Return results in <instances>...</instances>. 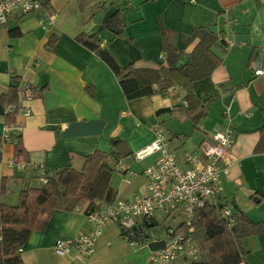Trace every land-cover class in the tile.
I'll return each mask as SVG.
<instances>
[{
  "label": "crops",
  "instance_id": "0c3cea01",
  "mask_svg": "<svg viewBox=\"0 0 264 264\" xmlns=\"http://www.w3.org/2000/svg\"><path fill=\"white\" fill-rule=\"evenodd\" d=\"M118 8L124 26L114 34L103 23ZM47 9L54 16L52 25L40 24L39 13L16 14L0 31V96L12 79L34 91L27 104L30 115L16 114L13 120L22 124L17 135L27 153L23 171L11 166L15 134H6L0 115V179L15 177L8 194L21 186H39V169L48 175L66 166L78 170L84 157L95 151L109 153L112 140L119 139L124 142L122 156L117 163L109 162L122 183L110 180L108 203L144 197L148 193L142 171L159 155L139 162L133 155L150 145L157 131L167 140L180 169L187 170L194 164L187 163L185 155L202 162L199 146L229 128L235 135L225 160L228 173L220 175L221 198L230 210L237 208L253 223L264 225V77L252 71L255 61L264 67V0H48ZM195 27L216 33L218 46L213 52L221 60L209 77L191 85L206 114L196 127L186 116L156 115L162 109L186 107L183 87L174 85L164 96L126 100L109 67L76 41L79 35H97L120 66L135 62L146 67L162 61V30L188 35ZM50 37L56 38L53 46L47 45ZM174 38L171 34V43ZM176 120L197 129L201 137L182 135ZM154 223L158 224L157 216ZM88 230L86 216L79 210L54 211L44 230L32 233L20 253L23 264H151L150 250L161 245L153 240L164 239L153 233L134 248L117 224H109L90 256L75 248L67 255L55 252L56 241L72 242ZM245 244L246 264H264V233L249 237ZM171 264L191 262L178 259Z\"/></svg>",
  "mask_w": 264,
  "mask_h": 264
},
{
  "label": "trees",
  "instance_id": "16d2710c",
  "mask_svg": "<svg viewBox=\"0 0 264 264\" xmlns=\"http://www.w3.org/2000/svg\"><path fill=\"white\" fill-rule=\"evenodd\" d=\"M47 1V0H46ZM45 6H48L46 2ZM124 26L123 13L118 8L104 23L103 28L118 34ZM175 37L171 43L169 38ZM160 63L152 66H136L135 62L120 66L113 55L101 46L97 35L86 37L79 35L76 41L92 51L102 60L116 77L119 87L126 100H135L156 95L164 96L178 85L186 91V107L180 105L170 110H159L156 115L168 112L171 116H186L193 126L206 116L203 107L198 104L191 91L192 83L207 78L218 67L221 60L214 54L218 46V36L209 27H195L188 35H180L161 31ZM56 43L50 37L48 46ZM193 44V49L186 54L185 50ZM179 65V66H178ZM89 90V86L86 87ZM18 83L12 79L6 93L0 96V115L7 126L13 124L17 109L8 112V107L16 105ZM263 130V129H262ZM14 164L27 167V153L22 146L20 135L15 134ZM124 142L113 139L109 153L95 151L83 158L80 169L71 166L61 168L52 174H43L46 182L39 186H21L17 192V203L4 201L8 186L15 177L0 179V264H23L18 249L26 246L32 233L42 231L54 211L73 212L78 209L82 214L90 213L96 206L110 201L109 186L114 167L110 161L117 163L122 156L120 152ZM259 148V146H258ZM0 151V162H1ZM21 170V171H23ZM37 170V169H34ZM38 172V171H37ZM40 179L41 174H38ZM226 202L220 198L207 202L203 208L194 212L191 221L193 238L198 243L202 257L191 264H246V240L257 234L264 233L262 223H253L237 208L230 210L231 215L225 217ZM233 220V224L230 221ZM186 227L180 225L177 231ZM152 230V233H150ZM155 230L162 227L155 223L144 222L138 230V239L143 242L152 237ZM126 238V234H123Z\"/></svg>",
  "mask_w": 264,
  "mask_h": 264
},
{
  "label": "built area",
  "instance_id": "2783aa9c",
  "mask_svg": "<svg viewBox=\"0 0 264 264\" xmlns=\"http://www.w3.org/2000/svg\"><path fill=\"white\" fill-rule=\"evenodd\" d=\"M48 0H0V31L5 29L10 17L19 14L39 13V23L52 25L54 16L49 14L45 6ZM254 76L264 77V67L257 61L252 64ZM34 91L27 84L18 85L16 105L8 107V112L17 113L22 117H28L30 110L27 104L33 99ZM6 134H20L22 124L14 122L6 126ZM234 132L229 128L212 136L211 142L202 143L198 150L203 158L185 155L187 163L194 164L192 168L182 170L178 166L174 154L168 149L167 140L161 132L155 133V140L144 149L136 152L133 159L136 162L158 153L155 162L143 169L142 175L146 180L147 195L135 197L132 200H115L108 204H99L96 209L85 214L89 230L82 233L72 242L58 240L54 250L59 255H67L71 248H75L80 254L90 256L94 251L96 239L103 229L109 224H117L126 234V240L132 247H139L142 242L138 239L139 227L144 223H154L157 215H165L173 220L179 219V226L186 229L177 231L176 228H164L163 240H153V244L160 245L150 250L148 260L151 264H171L182 259L188 262H196L201 259L198 243L193 238L191 221L194 212L203 208L207 202L220 199L223 189L220 184V175H226V155L230 151ZM6 138V139H5ZM4 140H7V136ZM118 164H120L118 162ZM17 171L24 169L25 165L18 163L11 165ZM40 170L39 181L45 183V173ZM124 174L131 175L126 169ZM126 184L129 179L124 180ZM78 210V209H77ZM230 209H225L224 216L229 217ZM233 224V220L230 221ZM178 226V227H179ZM144 242V241H143ZM21 253L22 249H18Z\"/></svg>",
  "mask_w": 264,
  "mask_h": 264
},
{
  "label": "rangeland",
  "instance_id": "374dc122",
  "mask_svg": "<svg viewBox=\"0 0 264 264\" xmlns=\"http://www.w3.org/2000/svg\"><path fill=\"white\" fill-rule=\"evenodd\" d=\"M182 122V120H176L175 121V124L176 126H179L182 130H184L183 132H181L182 135H189L193 138V136L196 137H201V133L198 132L197 129H192L191 128V125H187V123H185L187 126V131H186V128L184 125H180ZM164 127L163 128H166L167 127V123H163L162 124ZM149 146V145H148ZM229 153V152H228ZM227 153V154H228ZM113 165V164H112ZM111 179H113L117 184H121L122 183V176H120V174H118V171L114 170L112 172V177ZM110 179V180H111ZM11 190H14V189H11ZM17 190H14V193L11 194V193H7L6 197L4 198V201L7 202V203H10V204H15L17 203ZM227 209H230L229 206H226ZM180 220L179 219H175L173 220L171 217H166L165 215L161 214V215H157V222H158V225L159 226H170V227H173L175 226ZM155 234H157L158 236H161L163 237V233L161 231H158V230H155Z\"/></svg>",
  "mask_w": 264,
  "mask_h": 264
},
{
  "label": "water",
  "instance_id": "95a60500",
  "mask_svg": "<svg viewBox=\"0 0 264 264\" xmlns=\"http://www.w3.org/2000/svg\"><path fill=\"white\" fill-rule=\"evenodd\" d=\"M179 66V65H178ZM217 202L219 203L220 202V199H217Z\"/></svg>",
  "mask_w": 264,
  "mask_h": 264
}]
</instances>
